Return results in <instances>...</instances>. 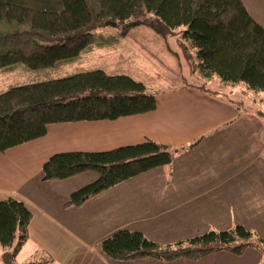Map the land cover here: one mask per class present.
Returning a JSON list of instances; mask_svg holds the SVG:
<instances>
[{
	"label": "trees",
	"instance_id": "16d2710c",
	"mask_svg": "<svg viewBox=\"0 0 264 264\" xmlns=\"http://www.w3.org/2000/svg\"><path fill=\"white\" fill-rule=\"evenodd\" d=\"M142 20L163 38L169 51L175 52L169 43L175 36L183 53L194 51L198 74L205 80L219 79L232 88L244 85L264 93V27L241 0H0V72L22 70L20 66L38 72L74 62L103 46L96 29L124 26L125 38L131 28L127 25ZM156 109V96L145 84L101 70L12 86L0 94V153L43 139L53 125L116 121ZM172 160L169 148L152 141L102 153H61L44 165L42 180L95 174L97 180L74 192L66 204L81 207L122 183L169 166ZM32 220L23 202L0 201V249L10 251L8 264H14L28 242ZM252 239L250 231L238 226L163 247L124 229L105 238L100 249L113 262L198 261L220 252L240 257L249 248L262 249L263 240Z\"/></svg>",
	"mask_w": 264,
	"mask_h": 264
},
{
	"label": "crops",
	"instance_id": "0c3cea01",
	"mask_svg": "<svg viewBox=\"0 0 264 264\" xmlns=\"http://www.w3.org/2000/svg\"><path fill=\"white\" fill-rule=\"evenodd\" d=\"M241 1L264 27V0ZM164 82L169 87L153 94L157 109L152 113L53 125L43 139L0 153V201L17 199L33 214L28 242L17 259L49 264H262L264 244L240 257L220 252L198 261L113 262L101 252L100 243L124 229L163 247L238 226L253 234V243L264 242V104L262 111L243 110L231 98L243 97V87L221 90L216 83L210 89L206 83L184 85L181 78L175 84ZM148 141L169 148L172 163L81 207L66 204L74 192L97 180L95 174L42 180L44 165L56 154L102 153Z\"/></svg>",
	"mask_w": 264,
	"mask_h": 264
},
{
	"label": "rangeland",
	"instance_id": "374dc122",
	"mask_svg": "<svg viewBox=\"0 0 264 264\" xmlns=\"http://www.w3.org/2000/svg\"><path fill=\"white\" fill-rule=\"evenodd\" d=\"M134 24H137V26L134 27ZM127 26L131 28L125 38L121 37L124 26L117 27L114 24H108L96 29L94 34L98 36L99 43L104 46V49H95L99 48L96 46L74 62L60 63L51 69L38 72L27 71L24 70V66H20L22 70L18 68L15 72L9 74L0 73V94L12 86L58 80L78 73L97 70L104 71L109 76L130 77L145 84L148 87L149 94L168 88L169 85L164 81L175 84L179 82V78H181L184 85H202L206 83L208 88L216 89L217 83L219 89H226L227 85L221 83L219 79L208 82L198 74L197 65L199 61L195 56V52L186 49L184 54V50L179 49L181 46L178 36L169 40L172 49L178 53L177 56L174 54L175 52L168 50L163 38L147 26L144 20ZM185 29H182V31ZM117 41L120 42L119 47L114 45ZM112 44L114 49L109 47ZM240 87L245 89V95L242 97L241 94H235L231 97L232 100L240 102L239 106L243 110L260 111L261 106L264 104V93L248 90L245 86H239L238 88ZM262 253H264V250H262ZM8 254H10L9 250L0 249V264L10 262ZM21 261L22 257L16 258L14 264H36L37 262L35 259L28 263H22ZM262 264H264V261Z\"/></svg>",
	"mask_w": 264,
	"mask_h": 264
},
{
	"label": "water",
	"instance_id": "95a60500",
	"mask_svg": "<svg viewBox=\"0 0 264 264\" xmlns=\"http://www.w3.org/2000/svg\"><path fill=\"white\" fill-rule=\"evenodd\" d=\"M133 26L135 27V26H137V24H134Z\"/></svg>",
	"mask_w": 264,
	"mask_h": 264
}]
</instances>
